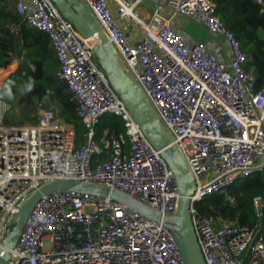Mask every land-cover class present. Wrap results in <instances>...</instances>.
Listing matches in <instances>:
<instances>
[{
    "label": "built area",
    "instance_id": "built-area-1",
    "mask_svg": "<svg viewBox=\"0 0 264 264\" xmlns=\"http://www.w3.org/2000/svg\"><path fill=\"white\" fill-rule=\"evenodd\" d=\"M84 2L187 157L196 183L192 221L206 264H264V241L257 231L195 210L196 203L228 195L241 179L264 171V82L257 88L255 76L246 70L248 57L241 43L215 5L210 0ZM16 10L28 26L52 40L60 77L88 131L85 143L77 146L74 129L52 111L40 109L37 121L26 126L4 124L8 108L0 111V249L23 203L57 180L107 187L160 212L163 219L174 217L178 181L112 88L94 43L51 0H16ZM174 16L223 37L230 56L217 43L188 40L173 27ZM9 29L16 34L20 26ZM10 75L7 68L0 69V84ZM107 116L120 118L124 133L107 131L98 139L97 126ZM263 204L261 196L255 197L257 215ZM8 264L184 260L164 221L109 197L59 190L36 203Z\"/></svg>",
    "mask_w": 264,
    "mask_h": 264
},
{
    "label": "trees",
    "instance_id": "trees-1",
    "mask_svg": "<svg viewBox=\"0 0 264 264\" xmlns=\"http://www.w3.org/2000/svg\"><path fill=\"white\" fill-rule=\"evenodd\" d=\"M210 1L227 30L241 43L248 57L246 70L255 76L257 88H261L264 82V0ZM10 25L20 26L19 32L13 33ZM19 53L29 59L31 66L7 79L8 89L2 91V96L8 109L2 122L19 126L22 122H36L40 109L52 111L74 129L77 146L83 145L88 130L78 117L67 83L60 77V63L52 40L23 21L16 10V0H0V69L9 67ZM107 131L124 133L122 120L104 117L97 126L98 139ZM228 195L233 202L228 200ZM228 195L219 194L196 203V213L222 219L239 228L253 229L264 241V204L259 215L254 207L255 197L261 196L264 201V171L241 179L228 190Z\"/></svg>",
    "mask_w": 264,
    "mask_h": 264
},
{
    "label": "water",
    "instance_id": "water-1",
    "mask_svg": "<svg viewBox=\"0 0 264 264\" xmlns=\"http://www.w3.org/2000/svg\"><path fill=\"white\" fill-rule=\"evenodd\" d=\"M61 14L72 22L77 31L94 43V51L102 70L106 73L114 91L122 98L130 110L134 120L141 126L149 142L161 152L179 184L180 198L174 217L163 219L160 212L131 198L130 196L107 187L73 181L57 180L44 185L27 199L12 222L0 249V264H8L10 251L19 240L24 226L36 203L44 196L59 190H72L95 196L109 197L122 203L145 217L156 222L164 221L176 237L184 264H206L191 215V197L196 183L184 151L174 143V138L159 119L155 109L145 92L111 44L100 24L84 2V0H51ZM5 88H8L5 84Z\"/></svg>",
    "mask_w": 264,
    "mask_h": 264
},
{
    "label": "crops",
    "instance_id": "crops-1",
    "mask_svg": "<svg viewBox=\"0 0 264 264\" xmlns=\"http://www.w3.org/2000/svg\"><path fill=\"white\" fill-rule=\"evenodd\" d=\"M169 17H171V15H168ZM179 17V18H177ZM189 21H191V23H193V25H196L197 27H199L200 29H203L204 31H206L199 23L188 19V18H184L180 16H174L172 17V25L173 27L180 33H182L188 40H190L191 42H197V43H217L218 46L221 48L222 52L226 55V56H230V49L227 45V42L225 41V39L221 36H217V35H211L209 32L206 31V40L201 41L199 39L196 38H191L188 35H186V29L185 27L188 25ZM199 40V41H198ZM16 68L14 70V73L18 70H23L26 69L28 67L31 66V63L29 61V59L24 55V54H17L13 57L12 63L9 67H7V70L9 71L10 68L12 66H15ZM12 71V70H11ZM12 73V72H11ZM12 73V74H14ZM11 74V75H12ZM4 110H2L3 112L8 108V106L4 103Z\"/></svg>",
    "mask_w": 264,
    "mask_h": 264
},
{
    "label": "rangeland",
    "instance_id": "rangeland-1",
    "mask_svg": "<svg viewBox=\"0 0 264 264\" xmlns=\"http://www.w3.org/2000/svg\"><path fill=\"white\" fill-rule=\"evenodd\" d=\"M141 9H145L144 7H142ZM147 12V11H146ZM152 13V11L150 10L149 11V14H151ZM177 18H179V17H177ZM181 18V17H180ZM121 24L122 25H124V24H126V21H123V22H121ZM129 26H131V28H133V25L132 24H129ZM185 29L187 30L186 31V35H188L189 37H191V38H196V39H199V40H201V41H204V40H206V31H204L203 29H200L199 27H197L196 25H193V23H191V21H189V23H188V25L185 27ZM198 40V41H199ZM14 73V70L13 71H11V70H9V74L10 73ZM11 73V74H12ZM9 77H7L6 78V80L8 79ZM7 82V81H6ZM4 85L6 84V83H3ZM8 88H3L2 90H7ZM4 94V93H3ZM4 102L2 101V103H0V111H2V110H4ZM17 111V114L19 115L20 114V111L17 109L16 110ZM23 123V122H22Z\"/></svg>",
    "mask_w": 264,
    "mask_h": 264
},
{
    "label": "bare ground",
    "instance_id": "bare-ground-1",
    "mask_svg": "<svg viewBox=\"0 0 264 264\" xmlns=\"http://www.w3.org/2000/svg\"><path fill=\"white\" fill-rule=\"evenodd\" d=\"M15 68H16V65H15V66H12V67L10 68V70L13 71V70H15ZM4 87H5V85H4L3 83H1V84H0V89H1V88H4ZM3 105H4V104H3ZM28 124H29V123H26V124H23V125L26 126V125H28Z\"/></svg>",
    "mask_w": 264,
    "mask_h": 264
}]
</instances>
